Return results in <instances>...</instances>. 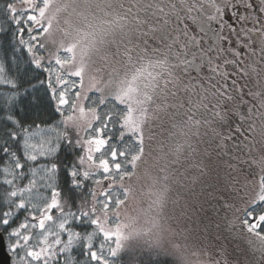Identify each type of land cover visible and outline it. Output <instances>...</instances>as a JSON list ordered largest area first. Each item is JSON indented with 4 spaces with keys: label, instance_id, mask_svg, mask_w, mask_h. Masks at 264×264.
I'll use <instances>...</instances> for the list:
<instances>
[{
    "label": "snow or ice",
    "instance_id": "snow-or-ice-1",
    "mask_svg": "<svg viewBox=\"0 0 264 264\" xmlns=\"http://www.w3.org/2000/svg\"><path fill=\"white\" fill-rule=\"evenodd\" d=\"M0 3L3 34L20 37L19 55L9 45L0 57V242L11 264H264V87L245 66L264 0H114L102 27L76 29L54 54L43 37L54 23L72 35L59 23L66 4L31 0L22 24L12 0ZM153 144L157 164L172 157L150 196L159 210L176 187V258L157 216L138 227L120 214Z\"/></svg>",
    "mask_w": 264,
    "mask_h": 264
},
{
    "label": "rangeland",
    "instance_id": "rangeland-1",
    "mask_svg": "<svg viewBox=\"0 0 264 264\" xmlns=\"http://www.w3.org/2000/svg\"><path fill=\"white\" fill-rule=\"evenodd\" d=\"M61 6H63L60 3ZM31 7V0H16L13 5V8L16 11H20L24 14V18L27 20L28 12L27 9ZM55 7V6H54ZM72 13V12H71ZM67 13V15H61L59 18V23L62 25H68L73 27L72 35L65 36L58 31L57 24H53L51 33L47 36H44L43 39L48 42V52L52 50V54H54L58 49L62 47L70 46L73 42V38L76 34L75 30L79 29L80 31H87L89 23H91L94 27H102L105 23V20L98 19L96 21V16L93 18L87 17V12L78 13L77 15H73V13ZM89 16V15H88ZM84 18H87L85 21ZM80 56L79 50L75 54V64L79 65ZM66 70H71V66H67ZM91 73H86L84 77V91L90 87V77ZM146 164H143L141 168L138 170L137 175L132 178V180L125 182V187L130 189V194L127 197V205L126 207H122L120 210L121 217L124 219H134L136 221V226L145 227L152 219V213L148 210V207L151 206L152 197L150 196V192L154 190V183L152 178L148 176L147 169L144 171L143 167ZM161 224V242L164 247L169 250L171 242L177 243L180 239L176 235V229L172 227V225L167 224L166 222L160 220ZM176 227V226H175ZM177 228V227H176ZM179 238V239H178ZM168 241V242H167ZM175 241V242H174ZM6 247L8 252V241L5 239ZM181 244L183 242H180ZM173 248V245H172ZM11 255V253H10ZM12 259V255H11ZM190 264H200V261L195 260L192 256H189ZM182 264H185V261L180 260Z\"/></svg>",
    "mask_w": 264,
    "mask_h": 264
},
{
    "label": "trees",
    "instance_id": "trees-1",
    "mask_svg": "<svg viewBox=\"0 0 264 264\" xmlns=\"http://www.w3.org/2000/svg\"><path fill=\"white\" fill-rule=\"evenodd\" d=\"M12 2L14 5L16 0H12ZM58 2L61 3L62 5H65V4L67 5V10L64 13L65 15H67V13H71V12L73 13V15H77L78 13H83L85 11L89 15V16L87 15V17H89V18H93L96 16V14H95L96 13L95 12L96 3H93L91 0H88V3H85V4H75V3L70 2V0H58ZM5 3H7V0H5ZM91 10H93V11H91ZM16 12L19 14L20 22L23 24L24 21H26V19L24 18V14L20 11H16ZM5 13H6L5 6L3 3H0V25H3V28H0V57L3 56V48L11 45L17 49V55H19V47H20V45L18 44V40L20 39V37L16 35V28L15 27H12L9 30L7 36H5L3 34L4 29L8 28V25L5 23V20H4ZM85 27H88V26H85ZM24 39L28 40L29 37L25 34ZM6 41H7V43H6ZM50 53H52V50H50ZM25 63L26 62L23 60V58H21L19 61L21 73H23V68L25 66ZM14 67H15V65H14ZM33 75H35V73H33V72H29L27 74H24V79H30ZM29 90H31L30 87H29ZM45 118H47V119H59V117L56 116V114L51 110H48L46 112ZM166 136H167V133H164V136L160 137L161 140H164V143H163L164 153L168 152V149L170 146L169 142H167L165 139ZM182 140H183V137L178 134L176 137V142L179 143ZM151 151H152V155L147 156V165L146 166L144 165L143 169H144V171H146V169H147L148 176L150 178H152V181L154 183V187H158L159 185H156L155 181L157 180L158 176L161 175V169L167 170V167H171L170 161H171L172 157L168 156V158H167L168 163H167V167H166L165 159H163V158L160 159L159 164H157L156 160L154 159V157L159 156L161 154V148L158 147L156 144H153ZM200 154H201V156L204 155L203 146H201V148H200ZM73 156H74V150L67 147V146H65L64 150L60 152V158L62 160H65V161L71 160L73 158ZM185 156H187V150H185ZM191 163H192V160L187 159V160H185V162L182 165H177V167L181 171H184L188 168V166ZM195 174L196 173H195L194 169L187 173L189 178ZM170 183H172V181H170ZM180 191L184 192V189H180ZM65 195H69L73 199H75V194H71V193L66 192ZM175 197H176V187H175V185H173L171 196L167 198L165 205L156 211L151 210L152 209V205H151L148 207V210L152 213V216H154V215L157 216V218L161 221L163 219L164 222H166L169 225L171 224L172 227L177 229L176 228L177 227V221L174 217H178L179 209L174 206L173 200L175 199ZM189 202H191V201H189ZM151 204H152V201H151ZM180 242H182V241H180ZM171 243L173 245V248H172V245L170 244V249L168 250V252L174 258H176L177 253L175 250V245L177 243L176 242L175 243L171 242ZM73 255H78V250L76 252H74ZM177 264H182L180 259L177 260Z\"/></svg>",
    "mask_w": 264,
    "mask_h": 264
},
{
    "label": "flooded vegetation",
    "instance_id": "flooded-vegetation-1",
    "mask_svg": "<svg viewBox=\"0 0 264 264\" xmlns=\"http://www.w3.org/2000/svg\"><path fill=\"white\" fill-rule=\"evenodd\" d=\"M93 3H96V21L98 19H103L106 21L110 15L109 5L114 2V0H91ZM70 2L75 4H85V0H70ZM93 11V10H91ZM257 49L253 51L251 48L248 50V55L245 56V66L249 70V74L255 79L257 72L259 74V83L261 87H264V63H261L264 60V56L261 55L260 49H264V35L261 36L259 40L256 41Z\"/></svg>",
    "mask_w": 264,
    "mask_h": 264
},
{
    "label": "water",
    "instance_id": "water-1",
    "mask_svg": "<svg viewBox=\"0 0 264 264\" xmlns=\"http://www.w3.org/2000/svg\"><path fill=\"white\" fill-rule=\"evenodd\" d=\"M0 264H11V256L7 250L5 240L0 242Z\"/></svg>",
    "mask_w": 264,
    "mask_h": 264
}]
</instances>
